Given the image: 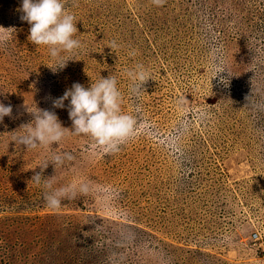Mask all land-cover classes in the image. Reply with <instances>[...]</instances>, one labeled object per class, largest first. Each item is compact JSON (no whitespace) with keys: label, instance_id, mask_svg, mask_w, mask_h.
I'll use <instances>...</instances> for the list:
<instances>
[{"label":"rangeland","instance_id":"1","mask_svg":"<svg viewBox=\"0 0 264 264\" xmlns=\"http://www.w3.org/2000/svg\"><path fill=\"white\" fill-rule=\"evenodd\" d=\"M21 3L0 0V101L15 117L0 123V264H264V0H66L84 47L56 73ZM137 64L151 76L140 97L127 76ZM219 67L230 76L214 77ZM110 74L138 120L118 153L84 135L34 150L11 141L32 119L24 103L71 128L52 100ZM53 152L74 157L43 170L53 188L94 189L58 210L31 180Z\"/></svg>","mask_w":264,"mask_h":264},{"label":"clouds","instance_id":"2","mask_svg":"<svg viewBox=\"0 0 264 264\" xmlns=\"http://www.w3.org/2000/svg\"><path fill=\"white\" fill-rule=\"evenodd\" d=\"M152 2L162 7L166 0H152ZM17 11L21 13V21L30 25L28 40L35 46L48 48L53 63L47 66L54 73L64 69L69 61L77 60L74 54L82 50L84 45L75 38L79 31L78 21L76 16L67 10L66 0H22ZM3 29L9 28L0 26V44H6L10 38V33ZM107 46L118 55L119 46L115 41ZM130 55L134 56L135 52ZM214 71V77L225 71L228 77L230 76L226 67L215 68ZM127 76L132 82L130 92L140 97L146 91L144 86L151 76L140 64H137L134 70H128ZM226 78L221 76L219 83L227 86ZM121 100L122 93L117 87V79L111 74L106 78L102 77L98 82H91L90 87L87 88L75 82L62 96L52 100L53 109L67 107L69 119L72 121L71 128L63 126L55 111L42 109L37 103L35 108L24 103L22 106L24 112L32 119L21 126L22 134L13 135L11 141L16 145H23L26 150H34L38 147L49 148L58 145L69 135H84L90 137L104 154H116L122 145L135 137L138 126L135 116L122 112ZM65 101L69 102L67 106ZM180 103L184 101L181 100ZM136 111L139 112L140 109L137 108ZM5 117L15 118L13 106L5 105L0 101V123ZM73 159L70 153L53 152L42 164L37 165L41 171H34L31 180L37 185L43 183L46 189L44 199L51 209L58 210L64 199H75L77 195H88L94 190L86 182L53 188V180L43 175V170L49 164L53 165L56 171L65 161Z\"/></svg>","mask_w":264,"mask_h":264}]
</instances>
